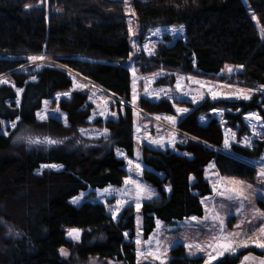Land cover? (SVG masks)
<instances>
[{"label": "trees", "instance_id": "1", "mask_svg": "<svg viewBox=\"0 0 264 264\" xmlns=\"http://www.w3.org/2000/svg\"><path fill=\"white\" fill-rule=\"evenodd\" d=\"M130 3L141 38L156 27L184 30V37L172 45L158 44L153 55L138 57L142 74L165 73L157 84L169 87L173 76L190 75L255 93L247 101L206 99L197 106L182 102L189 112L175 125L183 139L176 144L181 154L142 147L146 168L142 179L159 196L139 209L145 239L156 220L171 224L203 215L200 199L210 194L204 179L210 164L222 178L260 180L252 162L264 150V133L251 147L231 145L229 152H223L222 125L210 112L224 110V123L237 136L244 130L246 113L257 112L264 121V0ZM130 51L124 0H0V77L10 81L0 84V122L20 117L7 136L0 134V264H135L132 208L124 209L114 223L100 203L84 201L75 207L69 202L89 189L120 187L126 177L124 161L115 150L133 157L135 110L124 105L116 120L90 123L87 93L71 89L73 77L80 76L129 103ZM32 56H43L57 66L27 72L22 67L32 62ZM226 66L238 71L226 76ZM16 90H22L19 107ZM63 93L69 96L56 103L54 97ZM47 100L57 105L66 123L37 119L36 112ZM175 105L164 99H140L136 108L148 115L173 116ZM200 116L206 117L205 124ZM88 127L107 130V136H81L79 130ZM23 135L63 142L29 145L16 140ZM43 164H58L62 170L35 174ZM257 207L264 212V201L259 200ZM70 229L80 231L79 240L68 235ZM61 249L68 253L65 258ZM243 259L260 263L264 251L245 249L215 264H241ZM202 263V258L187 257L185 248L177 245L166 264Z\"/></svg>", "mask_w": 264, "mask_h": 264}, {"label": "rangeland", "instance_id": "2", "mask_svg": "<svg viewBox=\"0 0 264 264\" xmlns=\"http://www.w3.org/2000/svg\"><path fill=\"white\" fill-rule=\"evenodd\" d=\"M242 1L245 3V0ZM130 2L131 0H128L127 6L125 5L128 32L129 27L131 26L134 33V35L131 36L129 33L131 51L130 59L126 62L127 68L130 72V102H123L112 94L100 89L93 84H90L80 76L73 77L71 91L73 92L81 90L87 93L88 103L92 107L90 116L88 118L90 123H93L96 120H101L102 122H105L108 119L116 120L118 114L123 111L122 106L124 105H127L135 110V115L133 118V139L135 142L134 154L132 158H129L122 150H115V156L118 159H122L124 161V168L126 170V177L124 178L120 187L108 186L103 189H89L73 197L79 198L77 203H73V198H71L69 200L70 204L77 207L84 201L100 203L105 207L107 214L111 217L114 223L117 222L121 212L124 209L129 207L132 208L135 213V235L131 242L135 246V264H147L149 262L156 264H166L170 259L171 248L177 245H181L185 248L187 257L202 258V264H205V261L209 260L210 255L215 257V259L210 261V264H215L222 257L236 256L238 252L245 249L254 248L257 251H264V248L256 247L253 243H248L247 247L241 246V243L247 239V236H252L253 233L258 234L259 226L264 224V216L259 215L261 210L257 207V202L259 200L264 201V179L258 177L260 180L255 183H247L242 181V187L244 189L246 199H236L234 198V194L228 190L232 189L233 187H241L239 184L232 183V181L240 180L236 178L220 177L212 164H210V166L206 169L204 176L205 181H207L209 184L210 194L200 199V203L203 208V216L198 218V222L192 221L191 218L180 222H173L171 224H163L156 220L155 228L152 233L145 239L142 237L140 214L139 211H137L136 206L138 195L136 185L138 184L140 185L141 189L146 190L139 193L140 207L143 202H149L159 198L157 192L148 186L142 179L141 174L142 171L145 170V166L142 163V147L146 146L150 149L163 153L170 152L181 154L176 149V144H181L183 139L181 138V134L175 129V123H177L180 118L184 117L189 112L177 113L176 108L188 109L187 107L181 105L182 102H189L190 104L197 106L206 99H209L210 101L225 100L228 102H234L238 100L247 101L255 93L253 91L249 92L247 89L230 86L226 83L196 78L190 75L173 76V85L169 87L166 85L157 84L159 79L166 75L165 73L157 72L142 74L138 68V57L140 55H144L146 57L153 55L158 44H164L166 46L172 45L175 40L184 37V30L181 26L156 27L146 31L141 38L140 31L137 27V21L131 10ZM261 37L264 38V34H261ZM133 45H135V47ZM145 45L148 46L147 50H145ZM44 65L55 64L47 61L44 58L43 60L32 61L27 66L22 67V69L25 68L27 72L32 73L37 72L39 68ZM229 69H231V71H229ZM237 71V68L229 66H226L223 69V73L226 76L236 73ZM33 77L34 76L31 77V80H33ZM189 77L192 79H188ZM74 78L75 84L73 82ZM0 79L7 80L8 83H6V85H10V81L6 76H1ZM178 82L180 83L179 89H177ZM78 85H84L85 87L81 88L78 87ZM241 90H243V94L249 95L250 98L247 100L243 98H235L240 94ZM17 91L18 90H16V95ZM134 92L136 95L135 101H133ZM212 92H216L218 94L217 99H212ZM20 94L21 91L19 96L17 95L16 101L20 99ZM63 94H59V96L56 95L54 97V101L57 103L60 99L67 98L69 96V93L67 96ZM201 97H203V99H201ZM193 98L196 100L195 103L192 102ZM140 99H145L150 102H158L159 100L164 99L176 103L173 108L174 115L172 116L175 118V123L165 119V117H168L167 115H148L140 109H137L136 105ZM117 103H119V105ZM57 109L58 107L55 105V103H52L51 100H47L42 103L40 110L37 111L36 114L39 112L45 114L48 117L47 119L55 118L66 123L65 115L60 111L57 112ZM253 113L257 114V112L252 111L243 115L242 120L244 124V130L239 136H237L235 131H231L225 125L223 120L224 110L220 112H210L211 117L216 118V120L222 125L224 133L223 152H229L231 145L251 147L253 142L258 140L259 137L264 133V121L262 119L257 121L251 118L250 114ZM157 117H159V119H157ZM199 121L205 124L207 119L204 116H200ZM12 129L11 122L3 121V123H1L0 134H3L5 131L9 133ZM83 130V135L81 134V130H79V133L85 138L97 139L107 136L104 129L88 127ZM225 139L229 141L228 147H225ZM152 141H159V143H153ZM245 141H249L250 146H247ZM129 160L133 161L131 166L128 164ZM136 164L140 165L139 170H137L135 167ZM252 164L258 173L264 169V150L260 157L256 161H253ZM48 165H56L57 167H48ZM130 168L131 170H129ZM61 170L62 167L58 164H43L38 168V170L35 171V174H40L43 171ZM129 178L136 183L125 184L124 181ZM105 189H108L109 191L105 192ZM149 195H151L150 199L148 198ZM117 200L124 201V207L121 208L120 212L118 213L117 219L113 220L112 212L109 210V207L111 206L112 208H115ZM256 210H259V212ZM217 215L224 221L223 232H221L220 229V219H213V217ZM254 215L256 217L255 219ZM249 221H252V226L249 225ZM238 224L241 225L242 230L247 234V236L242 235L240 237L234 238L231 235L241 230L235 227ZM124 239L128 240V236H126L125 233ZM137 239L141 241L139 245L136 243ZM221 243H232L235 251H233L231 248L227 250L220 248L218 244ZM189 244L193 245L191 249L186 247V245ZM197 245L202 246L204 250L200 251V249L196 247ZM209 245H212V247H209ZM138 249L145 255L138 257ZM149 251L155 253L158 258H153V256L146 255ZM61 256L64 258L66 257L63 255ZM248 262L249 260H241V264H264V261L260 263H257L256 261H253V263Z\"/></svg>", "mask_w": 264, "mask_h": 264}, {"label": "snow or ice", "instance_id": "3", "mask_svg": "<svg viewBox=\"0 0 264 264\" xmlns=\"http://www.w3.org/2000/svg\"><path fill=\"white\" fill-rule=\"evenodd\" d=\"M127 4H128V0H125V5L127 6ZM253 19H255V17H253ZM261 31H262V33H264V29H262ZM129 33H130V36L131 35H134L131 26L129 27ZM133 46L135 47V45H133ZM147 47L148 46L145 45V50H147ZM29 59L32 60V61H36V60H43L44 57L43 56H32V57H29ZM229 71H231V69H229ZM34 79H35V77H33V80ZM188 79L191 80L192 78L189 77ZM73 82L75 84V78H74V81ZM0 83H5L6 84V83H8V81L7 80L0 79ZM197 83H198V81H197ZM78 87L83 88L85 86L84 85H78ZM261 87H262V89H264V86H261ZM179 88H180V83L178 82L177 83V89H179ZM20 91H22V90H18L17 91V95L18 96H19ZM248 91L250 92L251 90H248ZM63 95L67 96L68 93H64ZM58 96H59V94H58ZM217 96H218V94L216 92H212V99L213 100L217 99ZM235 98H237V99L243 98V99L247 100V99L250 98V96L243 94V90H241L240 94L237 95ZM135 99H136V95H135V92H134L133 101H135ZM201 99H203V97H201ZM192 102L193 103L196 102L195 98H193ZM16 103H17V106L19 107V100H17ZM45 103H47V102H45ZM58 111L59 110L57 109V112ZM176 111H177V113H187L189 110L186 109V108H176ZM220 111H223V110L213 109V112H220ZM36 115H37V118L39 120H41V121H43V120H45V119L48 118L45 114H42V113H39V112ZM250 116H251V118H253V119L257 120V121H260L262 119L261 116H259L257 114H254V113L253 114H250ZM157 119H159V117H157ZM165 119H167V120L175 123V118L172 117V116L165 117ZM19 120H20V117L17 116L16 119H15V121H12L11 122V127L12 128H16L17 127V122ZM0 123H3V122H0ZM8 134L9 133L7 131L3 132V135H5V136H7ZM81 134L82 135L84 134V130L83 129H81ZM105 134H107V130H105ZM16 140L17 141L24 140L29 145L45 144V145H49V146L50 145L59 144V143H62L63 142V141L54 140V139H51V138H48V137H44L42 139H37V138H34L32 136H29V135L19 136V137L16 138ZM14 142H16V141H14ZM152 142L153 143H159V141H152ZM228 144H229V141L227 139H225V147H228ZM245 144L247 146H250V142L249 141H245ZM128 164L131 166L133 164V161L132 160H129L128 161ZM48 167H57V166L56 165H48ZM135 167L137 168V170H139L140 165L139 164H136ZM129 170H131V168ZM258 177L261 178V179H264V169H262L258 173ZM124 183L125 184H135L136 182L133 181V180H131L129 178V179H126L124 181ZM232 183L233 184H239V185H241V187H239V188L233 187L232 189L228 190V191H230L231 193L234 194V198H236V199H246L245 192H244V189L242 187L243 182L242 181H232ZM249 187H251V186H249ZM136 188H137V193H138V195H137V205L136 206H137V211H139V208H140V204H139V199H140L139 193L140 192H144L146 190L145 189H141L140 185H138V184L136 185ZM107 191H109V190L108 189H105V192H107ZM148 198L150 199L151 198V195H149ZM229 198H233V197H229ZM78 199L79 198H73V201L72 202L73 203H77L78 202ZM123 207H124V201H121V200H117V204H116L115 208H112L111 206L109 207V210L112 212V218H113V220H116L117 219L118 213L120 212L121 208H123ZM256 211L259 212V210H256ZM259 215L260 216H264V212H260ZM255 218L256 217L254 215V219ZM213 219L216 220V219H220V218L217 215V216H214ZM191 220L194 221V222H198V218L197 217H191ZM248 223H249L250 226H252V221H249ZM223 225H224V221H223V219H220V229H221V232H223ZM235 227L237 229H241V230L240 231H237V232H235L233 234H231L234 238L240 237L242 235L247 236V234L242 230L241 225L238 224ZM68 235L70 237H72V239L79 240L80 231L77 230V229H70L69 232H68ZM125 235L127 236L128 234L125 233ZM138 235H139V232H138ZM214 239H217V238H214ZM136 243L139 245L141 243V241L139 239H137ZM248 243H253V244H255L256 247L264 248V224H261L259 226L258 234L257 233H253L252 236H247V239H245L241 243V246L247 247L248 246ZM218 246L220 248H222V249H226L227 250V249L231 248L233 251H235V248L233 247L232 243H221V244H218ZM186 247L189 248V249H191L193 247V245L189 244V245H186ZM196 247H198L200 249V251H203L204 250L203 247L200 246V245H197ZM209 247H212V245H209ZM60 251H61V255H63V256H67L68 255V253L64 249H61ZM141 255H145V254L142 253L138 249L137 256L139 257ZM146 255L153 256V258H158L156 256V254L153 253V252H151V251H149ZM212 259H215V257H213V256L210 255L209 256V260H206L205 261V264H210V261ZM245 259H247V257Z\"/></svg>", "mask_w": 264, "mask_h": 264}, {"label": "crops", "instance_id": "4", "mask_svg": "<svg viewBox=\"0 0 264 264\" xmlns=\"http://www.w3.org/2000/svg\"><path fill=\"white\" fill-rule=\"evenodd\" d=\"M175 125H176V123H175ZM212 165H213V164H212ZM209 166H210V165H209ZM209 166H208V167H209ZM213 166H214V165H213ZM208 167H207V168H208ZM207 168H206V169H207ZM144 169H146V168H144ZM206 169H205V171H204V176H205ZM202 216H203V215H202ZM200 218H201V217H200ZM156 225H157V222H156Z\"/></svg>", "mask_w": 264, "mask_h": 264}, {"label": "water", "instance_id": "5", "mask_svg": "<svg viewBox=\"0 0 264 264\" xmlns=\"http://www.w3.org/2000/svg\"><path fill=\"white\" fill-rule=\"evenodd\" d=\"M263 93V92H262Z\"/></svg>", "mask_w": 264, "mask_h": 264}]
</instances>
